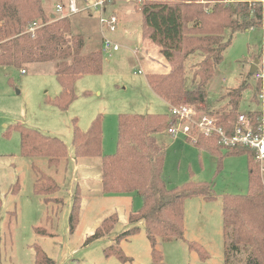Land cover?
<instances>
[{
	"label": "rangeland",
	"instance_id": "1",
	"mask_svg": "<svg viewBox=\"0 0 264 264\" xmlns=\"http://www.w3.org/2000/svg\"><path fill=\"white\" fill-rule=\"evenodd\" d=\"M200 1L209 4L210 8L213 5L208 0ZM144 2L113 0L107 5V13L114 14L119 25L114 31L106 29L105 36L121 46L118 52L109 53L102 48L103 33L98 13L84 10L83 0H77L80 11L74 15H69V0L43 1L47 14L69 17L74 29L85 33L88 49L99 47L103 51L102 73L87 75L77 81L74 87L77 98L66 111L49 103L62 91L53 63L27 65L25 73L11 67H0V264H35V246H39L55 264H247L248 254L233 250L230 236L224 231L222 199L225 195L249 192L251 169L260 172L263 182L264 173L256 161L250 162L247 154L227 156L223 149L225 158L220 166L215 155L197 148L195 142H189L182 135L172 137L167 134L159 135L158 140L167 146L164 174L168 186L173 188L190 181L205 182L212 186L215 199L207 201L193 197L185 201L184 237L157 241V250L162 255L159 263L153 261L152 246L143 223L137 224L140 231L136 235L120 242L131 261L123 263L114 256L104 255L107 247L117 244V239L133 227L129 223V214L138 210L142 201L135 194L105 195L102 192L99 183L101 159L75 158L73 125L76 120L80 129L87 131L93 120L102 115L103 150L104 154L112 155L117 151L119 115L170 112L166 102L150 88L146 75L166 74L171 64L161 51L158 53L152 47L145 48L140 33L130 36L124 26L138 23L140 32V9ZM230 2L224 1L225 4ZM57 5L62 6L63 12L56 11ZM131 11L138 14L127 13ZM263 47V30H250L233 36L223 62L208 84V103L200 107L201 112L221 116L229 102L227 92L246 84L248 87L238 113L260 114L262 84L250 74V70L255 59L260 63L264 61ZM201 59L196 56L188 62L187 86L190 88L193 87L195 66ZM258 85L260 91L257 92ZM19 124L62 140L68 148V159L62 160L60 167L52 168L45 157L22 156L21 134L16 129ZM33 165L39 171L57 177L54 179L61 189L50 196L53 202H45L44 197L34 195L33 186L39 174ZM83 165L92 168L87 170L82 168ZM75 167H81L78 173ZM58 169L60 171L56 175ZM83 178H92L89 181L91 186L86 185ZM13 188L19 191L13 193ZM79 190L80 218L71 233L70 213ZM115 213L118 222L113 230L104 238L86 244L102 222ZM37 229L45 230L46 234L37 232ZM192 244L203 253L192 251Z\"/></svg>",
	"mask_w": 264,
	"mask_h": 264
},
{
	"label": "trees",
	"instance_id": "2",
	"mask_svg": "<svg viewBox=\"0 0 264 264\" xmlns=\"http://www.w3.org/2000/svg\"><path fill=\"white\" fill-rule=\"evenodd\" d=\"M43 1L0 0V67L26 72L27 65L53 63L62 91L49 103L66 111L77 98L74 92L77 81L87 75L102 73L103 51L99 47L88 49L87 36L74 29L69 17L52 19L45 12ZM112 1L106 0L108 6ZM224 1L208 0L213 2L211 8L200 0H145L143 3L140 9L142 38L159 46L162 55L171 64L168 73L147 74L146 78L153 92L169 108L188 104L200 110L201 106L207 105L208 84L223 62L233 36L250 30L264 31L263 1H232L228 4ZM34 26H37L36 30L31 32ZM196 56L202 59L195 66L193 87L190 88L187 86L188 62ZM259 56L262 57V54ZM258 86L257 92L260 91ZM247 87L243 84L226 94L229 108L226 106L218 117L229 132L237 122L240 102ZM204 114L215 115L206 111ZM248 115L255 123L260 117L256 112H249ZM173 122L169 112L121 114L118 117L117 151L106 155L103 150L102 115L93 120L87 131H82L74 120V156L76 159H101L102 192L105 195L135 194L142 201L141 207L129 214V223L133 227L117 239V244L104 250L106 257L114 256L123 263L131 261L120 247V242L136 235L140 231L137 224L143 223L152 246L153 261L159 263L162 255L157 250V241L184 237L185 201L193 197H202L207 201L215 199L212 186L205 182L190 181L173 188L168 186L164 174L167 146L159 143L158 136H168V128ZM16 129L21 134L22 156L45 157L52 168H58L62 160L68 159V148L59 138L44 135L22 124ZM194 145L215 155L221 166L225 156L216 138L198 135ZM225 152L227 156L247 154L251 163L255 161V152L248 148L236 147ZM32 168L39 174L33 186L34 195L44 197L45 202H53L50 196L58 193L60 186L52 176L39 171L35 165ZM249 180L247 194L223 196V228L230 236L233 250L248 254L247 264H264V182L260 172L254 169L250 170ZM13 190V193L19 191ZM54 200L58 203L57 199ZM80 205L79 190L74 196L70 213L71 233L79 222ZM117 222L116 213L105 219L88 237L86 244L104 238ZM37 232L46 234L42 229H37ZM190 249L202 252L197 245H190ZM35 264H55V261L35 246Z\"/></svg>",
	"mask_w": 264,
	"mask_h": 264
},
{
	"label": "built area",
	"instance_id": "3",
	"mask_svg": "<svg viewBox=\"0 0 264 264\" xmlns=\"http://www.w3.org/2000/svg\"><path fill=\"white\" fill-rule=\"evenodd\" d=\"M84 10H91L98 13V22L103 33V51L114 53L121 49V46L105 36L106 29L114 31L118 28L119 19L114 14L107 13L106 0H83ZM111 3V2H109ZM57 12H63L62 6L58 5ZM77 0H69V15L79 13ZM37 26L31 28V32ZM138 52L136 51L135 54ZM25 73V71H22ZM143 72V71H141ZM255 78L262 84L260 94L261 108L260 117L257 123L245 113H238L237 122L231 132L226 130L220 123L217 115H206L195 106L184 104L179 107H170V114L174 122L168 128V135L172 137L184 136L188 141L197 142L198 135L206 138H216L218 144L225 150L244 147L255 152V161L259 165L260 171L264 173V61L259 63Z\"/></svg>",
	"mask_w": 264,
	"mask_h": 264
},
{
	"label": "crops",
	"instance_id": "4",
	"mask_svg": "<svg viewBox=\"0 0 264 264\" xmlns=\"http://www.w3.org/2000/svg\"><path fill=\"white\" fill-rule=\"evenodd\" d=\"M231 1H233V0H231ZM264 2V1H263ZM58 6V5H57ZM57 9V8H56ZM128 14H133V15H136V14H138V12H127ZM55 17L56 18V16L54 15V14H51V18L52 17ZM141 23V22H140ZM125 26V28L129 31V35L130 36H136V35H138V33H140V35H141V38H142V34H141V25H139L140 26V32H139V30H138V23H134V24H132V25H128V24H125L124 25ZM142 41H143V43H144V45L146 46L145 48H150V47H152V49H154L156 52H160L161 51V48L159 47V46H157L156 44H154V43H152L151 41H149V40H144L143 38H142ZM143 51H145V50H143ZM167 104V103H166ZM168 105V104H167ZM169 106V105H168ZM60 167V166H59ZM79 168H81V167H79ZM79 168H76L75 167V172L76 173H78L79 172ZM82 168H84V169H87V170H89V169H91L92 167L91 166H89V165H83V167ZM59 171H60V169H58L57 170V172H56V175H58V173H59ZM65 171H66V168H65ZM100 179H99V183L101 182V173H100ZM55 179H57V177H54ZM91 179L92 178H83V180L85 181V183H86V185H88V186H91L90 185V182L89 181H91ZM84 184V183H83ZM96 190H99V188L98 189H96ZM101 190H102V183H101ZM133 203V202H132ZM140 224H142V223H140ZM139 224V225H140Z\"/></svg>",
	"mask_w": 264,
	"mask_h": 264
},
{
	"label": "water",
	"instance_id": "5",
	"mask_svg": "<svg viewBox=\"0 0 264 264\" xmlns=\"http://www.w3.org/2000/svg\"><path fill=\"white\" fill-rule=\"evenodd\" d=\"M55 17L53 16L52 19H54ZM259 59H255L254 63L251 66V70H250V74L253 76L255 75L256 71L258 70V66H259Z\"/></svg>",
	"mask_w": 264,
	"mask_h": 264
}]
</instances>
